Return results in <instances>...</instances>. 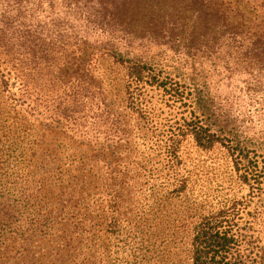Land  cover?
<instances>
[{"label": "rangeland", "instance_id": "1", "mask_svg": "<svg viewBox=\"0 0 264 264\" xmlns=\"http://www.w3.org/2000/svg\"><path fill=\"white\" fill-rule=\"evenodd\" d=\"M248 4L258 7L264 0ZM196 9L208 25L200 29L194 44L188 40V28L175 30L180 38L174 43L165 34L159 36L141 58L186 88L183 97L172 99L161 87L146 86L148 124L126 102L115 58L101 56L94 45L45 57L49 61L66 58L74 66L80 61L83 68L74 74L86 83L79 86L58 84V70L26 64L19 67L22 72L12 69L8 78L5 73L16 60L7 63L10 56L0 60L4 69V77L0 75V205L15 210L0 248V264H113L116 257L120 258L117 264H190L185 246L179 249L165 235L173 219L190 204L196 209L187 215L228 207L230 214L234 204L236 214L229 217L264 249V176L259 187L251 189L225 147L201 149L191 135L180 138L172 167L159 145L168 139L170 128L177 132L179 125L199 112L197 82L203 91L201 106L212 98L231 114L216 121L214 128L242 131L239 138L249 148L264 151V109L260 110L264 96L247 89L245 67L234 69L232 42L227 32L218 34L217 11L200 3ZM185 14L178 21L189 25L192 10ZM8 89L24 109L35 105L37 114L8 99ZM100 94L121 116L119 140L109 130L115 127L112 118L101 114ZM260 167L264 172V162ZM180 180L185 182L190 204L173 197L171 190ZM112 183L124 188L120 192L128 201L121 209L138 226L133 231L119 226L110 232L103 222L110 193L119 191L117 185L112 190Z\"/></svg>", "mask_w": 264, "mask_h": 264}, {"label": "trees", "instance_id": "2", "mask_svg": "<svg viewBox=\"0 0 264 264\" xmlns=\"http://www.w3.org/2000/svg\"><path fill=\"white\" fill-rule=\"evenodd\" d=\"M249 1L0 0V60L8 56L11 59L9 58L7 63L16 60V64L11 63V67L5 73L8 78L11 77L12 69L22 72L19 67L26 64L39 69L58 70L59 76L56 81L58 84L65 87L69 85L72 87L73 84L79 86L86 83L74 74L83 68L80 61L74 66L69 65L66 58L49 61L45 60V57L51 53L70 54L74 50L81 51L82 48L94 45L101 56L111 55L115 58V63L120 67L124 98L131 111L137 113L148 124L151 112L144 95L146 86L161 87L172 99L183 97L186 88L178 80L168 75L162 76L160 71L155 70L152 62L141 58L147 56L146 50L157 41V37L165 34L169 41L172 40L171 42L175 41V38H180L176 36L175 30L186 32L188 28V40L198 38L196 35H200V29L204 30L208 25V21L203 22V19H200L201 11L193 10L198 3L207 9L212 5L217 11L215 16L217 15L219 23L216 24L218 34L221 37V32H227L232 42L234 69L241 70L245 67L249 76L247 89L253 93L261 91L264 96V4L258 7L250 6ZM189 10H192L193 14L191 15L193 20L187 16L191 24L186 25L178 21L181 16L185 19V13ZM225 13H228L226 23L223 17ZM73 46L76 49L68 51ZM1 62L0 66L3 63ZM0 72L3 78L4 69H0ZM13 78L17 79V74H14ZM2 83L6 88L7 81L3 79ZM194 92L198 94L196 103L199 112L179 125L176 128L177 132L170 128L168 139L159 144L172 160L170 167L173 166V160L178 158L180 138L191 135L201 149H211L217 144L225 147L233 158L235 170L240 172L242 180L251 189L259 187L261 177L264 176L263 167H260V162H264V151L249 148L246 140L239 138L242 131L232 132V129L226 130L224 128L226 126L215 129L216 121L224 117L228 119L231 114L222 104L215 105L216 101L212 98L205 99L207 103L201 106L203 92L201 84L194 83ZM8 93V99L22 107L21 100L13 97L14 94L10 93V90ZM191 93L190 91L188 94ZM99 100L103 104L101 114L108 119L112 118L115 127L112 126L109 130L113 131V138L119 140L123 135L121 116L104 101L103 94H100ZM34 107L35 105L28 109L22 108L34 115L37 114ZM263 109L264 100L260 106V110ZM93 117H96V111ZM149 174L152 175L150 172ZM106 181H111L110 176L106 177ZM116 185L112 183V190L115 191ZM118 187L119 191L110 193L106 201L103 222L110 232L119 226L133 231L138 226L122 211V206L128 200L120 192L124 191V188ZM185 187V182L180 180L171 191L174 193L173 197L190 204ZM190 205H186L185 209L195 208L193 204ZM234 207L233 204L230 214L229 207L208 214L195 212L194 215H187V210L173 219L169 233L165 231V235L175 242L179 249H184L185 246L189 251L190 264H263L264 249H259L256 241L252 240L253 234L242 232L234 218L229 217L236 214ZM14 213L12 206L0 205V248L4 243L6 230L15 218ZM177 223L179 227L175 228ZM121 247L122 245L119 246ZM114 253L118 254L119 250H114ZM119 259L116 257L113 264H117Z\"/></svg>", "mask_w": 264, "mask_h": 264}]
</instances>
